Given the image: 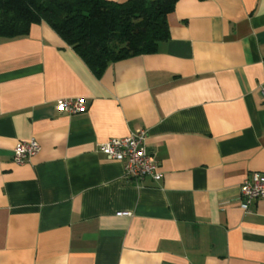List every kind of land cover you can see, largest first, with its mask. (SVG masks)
<instances>
[{"label": "crops", "instance_id": "0c3cea01", "mask_svg": "<svg viewBox=\"0 0 264 264\" xmlns=\"http://www.w3.org/2000/svg\"><path fill=\"white\" fill-rule=\"evenodd\" d=\"M167 24L99 72L44 20L0 40V264H264V199L239 205L264 173V0H177ZM141 128L159 180L97 150Z\"/></svg>", "mask_w": 264, "mask_h": 264}, {"label": "trees", "instance_id": "16d2710c", "mask_svg": "<svg viewBox=\"0 0 264 264\" xmlns=\"http://www.w3.org/2000/svg\"><path fill=\"white\" fill-rule=\"evenodd\" d=\"M177 0H0V40L49 23L96 72L108 63L156 51L169 37Z\"/></svg>", "mask_w": 264, "mask_h": 264}, {"label": "built area", "instance_id": "2783aa9c", "mask_svg": "<svg viewBox=\"0 0 264 264\" xmlns=\"http://www.w3.org/2000/svg\"><path fill=\"white\" fill-rule=\"evenodd\" d=\"M264 97V78L261 84ZM58 110L68 114H77L86 110L85 101L81 98H59L56 100ZM40 150L38 142H18L13 148L12 159L15 163H22L37 154ZM97 150L106 158L123 162L124 176L138 182L146 177L159 180L162 173L157 160L146 148V130L137 129L127 136L110 138L101 142ZM239 205L246 213L253 200L264 199V173L251 172L239 186Z\"/></svg>", "mask_w": 264, "mask_h": 264}]
</instances>
